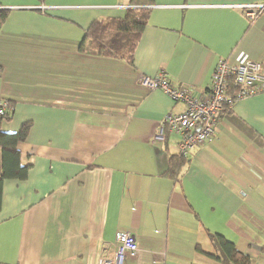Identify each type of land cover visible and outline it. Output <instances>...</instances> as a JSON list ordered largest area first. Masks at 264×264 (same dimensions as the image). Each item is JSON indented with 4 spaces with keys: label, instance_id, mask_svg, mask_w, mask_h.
<instances>
[{
    "label": "crops",
    "instance_id": "obj_1",
    "mask_svg": "<svg viewBox=\"0 0 264 264\" xmlns=\"http://www.w3.org/2000/svg\"><path fill=\"white\" fill-rule=\"evenodd\" d=\"M263 3L0 0V103L11 109L1 130L29 124L17 145L27 176L2 185L0 264H100L118 232L138 247L122 264H221L212 235L264 264V94L221 116L170 180L176 147L152 136L184 105L139 84L163 69L203 95L220 59L264 74V10L250 21L244 8ZM130 8L149 10L132 64L79 50L95 20Z\"/></svg>",
    "mask_w": 264,
    "mask_h": 264
},
{
    "label": "built area",
    "instance_id": "obj_2",
    "mask_svg": "<svg viewBox=\"0 0 264 264\" xmlns=\"http://www.w3.org/2000/svg\"><path fill=\"white\" fill-rule=\"evenodd\" d=\"M246 17L252 21L264 10V3L244 7ZM237 89L229 94V80ZM139 84L148 91H161L173 103H181L184 109L178 114H167L157 124L153 143H164L168 136L173 140L176 154L187 157L199 145L215 139V127L221 116L230 114L234 105L242 100L264 93V74L261 64L251 59L230 64L226 59L217 61L206 94H197L186 85L174 87L163 69L154 77L141 76ZM6 103H0V115L11 112ZM115 251L112 258L100 264H122L125 254H137L138 248L132 235L118 232L115 235Z\"/></svg>",
    "mask_w": 264,
    "mask_h": 264
},
{
    "label": "trees",
    "instance_id": "obj_3",
    "mask_svg": "<svg viewBox=\"0 0 264 264\" xmlns=\"http://www.w3.org/2000/svg\"><path fill=\"white\" fill-rule=\"evenodd\" d=\"M8 14V9H0V28ZM148 17L149 10L130 8L121 18L95 20L82 39L79 50L89 55L124 60L132 64L135 49L147 24ZM228 86L229 94L234 93L237 89L233 79L229 80ZM10 120L11 112L0 115V205L3 181L6 179L23 180L26 178L29 168L28 164L23 165L21 163L23 157L17 149V145L25 141L27 137L29 124L25 123L17 133H5L1 130V124ZM168 142L167 136L163 143L165 149H167ZM187 161V157H181L177 154L169 156L168 168L162 175L167 179L176 180ZM211 241L217 251L213 257L219 260L221 264H251L249 256L238 251L234 243L218 235H212Z\"/></svg>",
    "mask_w": 264,
    "mask_h": 264
},
{
    "label": "rangeland",
    "instance_id": "obj_4",
    "mask_svg": "<svg viewBox=\"0 0 264 264\" xmlns=\"http://www.w3.org/2000/svg\"><path fill=\"white\" fill-rule=\"evenodd\" d=\"M172 141H173L172 139L169 140V142H168L169 145L172 144ZM189 154H190V153H189ZM188 156H189V155H188ZM188 156H187V157H188Z\"/></svg>",
    "mask_w": 264,
    "mask_h": 264
},
{
    "label": "bare ground",
    "instance_id": "obj_5",
    "mask_svg": "<svg viewBox=\"0 0 264 264\" xmlns=\"http://www.w3.org/2000/svg\"><path fill=\"white\" fill-rule=\"evenodd\" d=\"M138 248V247H137Z\"/></svg>",
    "mask_w": 264,
    "mask_h": 264
}]
</instances>
